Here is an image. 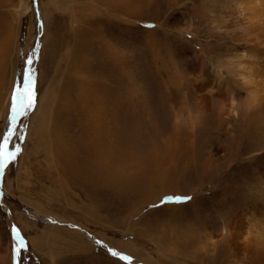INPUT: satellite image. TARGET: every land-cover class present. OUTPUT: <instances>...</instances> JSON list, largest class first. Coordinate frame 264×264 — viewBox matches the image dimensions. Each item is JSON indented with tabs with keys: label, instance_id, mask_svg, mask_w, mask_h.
<instances>
[{
	"label": "bare ground",
	"instance_id": "6f19581e",
	"mask_svg": "<svg viewBox=\"0 0 264 264\" xmlns=\"http://www.w3.org/2000/svg\"><path fill=\"white\" fill-rule=\"evenodd\" d=\"M216 1L172 0L171 5L181 7L186 21L183 27L176 29L169 26L167 21L152 19L162 14L158 0L106 1L99 16L103 47L102 90L100 92L91 85L88 91L79 94L81 108L77 109L84 113L86 127L99 126L96 128L98 142L91 150L96 153L89 152L85 146L79 149L73 142L67 144L68 154L64 159L69 168L66 170L70 176H76L75 184L81 189L101 187L102 179H111V183L115 184L112 189L114 193L120 198L125 196L127 200L129 195L143 190L146 192L157 182L152 188L159 185L163 190L157 198L151 194L143 200L138 199L139 203H132L134 215L145 212L147 217L157 218H160L158 214L161 210L170 216H181L187 206L193 208L195 218L205 213L200 204L203 189L185 186L187 183L182 189L181 183L188 182V176L197 175L195 171L198 167L201 169L197 178L206 171H212L214 179L208 186L212 194L221 195L216 198L218 202L212 200L210 206L217 217L224 216L223 211L229 216L228 221L224 222L226 235L222 238L214 225L204 222L200 223L203 230L200 235L197 224L190 222L188 230L182 235L187 250L197 243L202 244L203 237H206L205 242L211 251L199 246L200 257L214 259L218 248L226 247L221 255L222 264H264V199L261 198L264 194H258L257 200L251 199L257 187L253 182H260L264 192V0ZM19 3L17 10L22 9L24 1L19 0ZM205 18L215 26L206 24ZM123 27L126 28L124 36L118 35ZM169 27L180 35L177 38L179 42L171 38L170 30H164ZM198 30L211 34L214 39L212 43L198 45ZM131 32L142 34L144 44L143 40L137 39V44L142 45L141 52H133L132 43L118 44L121 38H130ZM188 36H192L191 39H187ZM224 50L230 51L231 55L226 56ZM134 55L140 61L144 60L147 70L139 73L140 68L130 67L131 60L136 57ZM178 56L186 62L184 69L178 67L182 65L178 63ZM129 58L131 60L128 62ZM225 58L226 62L223 61ZM171 63L176 65L173 71L168 66ZM1 72L2 67L0 76ZM230 83L236 86L235 91L230 90ZM46 98L47 92L36 112L37 117H41L38 131L42 128L45 130L42 133L52 135L50 114L43 105ZM192 105L196 107L198 116H194ZM122 108L132 115L124 124V116L119 112ZM204 119L210 123L207 128L202 123ZM166 120L167 123L174 120V125L167 127L168 124H164ZM183 122L185 126L181 125ZM141 127L144 137L136 139L135 133ZM216 131L219 136L215 134L218 138L212 140L211 134ZM203 133L204 140H201ZM147 138H161L163 146L157 145L158 149H155L158 157L162 158L160 164L157 162L158 166L148 172L142 165L132 163L135 168L133 175L126 176L124 158L130 152H136L135 148L140 143L154 146V143L143 141ZM52 139L46 143L49 149L58 145L56 135ZM243 159H251V163L238 165V161ZM257 163L258 172H262L260 179L249 182L245 179V169L253 168ZM59 169H56L57 173ZM150 174H154L155 179H150ZM235 174L242 179L241 188L231 180ZM173 178L177 181L168 182ZM238 189L248 197L244 204L234 201L236 197L233 195H242ZM168 195H191L193 198L186 204H166L162 209H153ZM164 232L168 233L166 227ZM7 242L8 235L0 220V254L7 251L4 250ZM76 246L80 248V245Z\"/></svg>",
	"mask_w": 264,
	"mask_h": 264
},
{
	"label": "rangeland",
	"instance_id": "374dc122",
	"mask_svg": "<svg viewBox=\"0 0 264 264\" xmlns=\"http://www.w3.org/2000/svg\"><path fill=\"white\" fill-rule=\"evenodd\" d=\"M23 1L22 9L17 10L19 0H0V62L4 60L0 63V69L2 67L0 76V113L1 110L2 113L0 116L3 115L0 119V144H3L4 137L12 130L14 135L9 136L5 146L6 151L16 152L19 149L15 158L0 171V220L1 226L5 228L8 235V242L4 247L7 251L0 254V264H17V261L19 264H222L221 255L226 251V247H219L216 257L207 259L200 257L201 253L198 252L202 246L211 251V247L205 242L206 237H203L202 244L197 243L192 247L194 251L192 248L187 250L182 236L190 222L197 224L200 235L203 232L200 223L203 222V224L214 225L215 231L220 232L222 238L226 235L224 222L228 221L229 216L226 211H223L224 216L217 217L212 211L213 207L210 206L212 200L217 203L219 199L216 198L221 195L212 194L208 186L209 182L214 179L212 171H206L197 178L201 169L198 167L195 171L197 175L192 174L188 176V182L186 180L181 183L182 186L187 183L188 185L185 186L190 185L196 188L199 186L203 189L200 204L206 212L196 217L197 219L191 206L184 208L181 216H170L164 210L158 214L160 218L147 217L145 212L134 215L132 203H137L138 199L143 200L151 194L153 197H158L163 191L159 185L156 187H159V190L152 188L155 183L157 185V182L147 189L148 194L143 190L140 191L141 194L138 192L129 195V200L125 196L120 198L114 193L112 189L115 184H112L111 179H102V186L94 189L91 187L81 189L76 186V176H70L69 171L66 170L69 167L64 158L68 154L67 144L71 142L79 149L85 146L89 152L94 150L93 146L98 142L96 128L99 126L93 127L94 131L93 128L86 127L84 113L77 110L81 108L78 96L88 91L91 85L100 92L102 90L103 47L99 16L109 0ZM158 1L162 14L159 17H153L154 21L158 19H161V22L167 21L174 29L185 25L186 21L182 16L181 7L172 6V0ZM214 1L217 3L216 0ZM205 19V23H208L210 27L215 26L207 18ZM125 27L118 35L124 33L123 31L127 28ZM171 27L164 28V30H170L171 38L179 42L177 38L180 35H177ZM197 33L199 34L198 45L211 44V40H214L209 33H202L199 30ZM131 34L130 38L127 36L121 38L118 44L132 43V51L141 52L142 45L137 44V39L142 41V34L140 32H131ZM191 37L188 36L187 39ZM225 54L230 56L231 52L226 50ZM29 58L32 59L30 66L27 63ZM177 59L178 63H182L178 67L184 69L185 60L180 56ZM130 60L129 58L128 62ZM138 60V56L134 57L129 65L140 68L139 73H142V70H147V67L143 59ZM223 61L226 62V58ZM168 66L173 71L176 65L171 63ZM29 67L32 69L34 78L33 106L26 111V114L16 115L13 125L11 107L14 89L17 87L23 89V76ZM151 68L154 70L152 65ZM229 88L231 91L236 90V86L232 83L229 84ZM46 92L47 98L43 105L44 110L50 114L52 135L42 133L45 131L42 128L38 131L41 117H37L36 112ZM122 98L124 100L123 96ZM191 108L194 116H198L196 107L192 105ZM119 112L124 116L122 124L132 117L131 114L125 113L124 109ZM167 121L164 123L168 124L167 127L174 125V120H171V123ZM202 123L206 128L209 127L207 124L210 123L207 119H204ZM181 125L185 126V122ZM143 134L141 127V130L135 133L136 139L143 138ZM215 134L218 135V132L211 134L212 140L218 138L219 135ZM54 135H56L58 145L51 146L49 149L46 143L51 142ZM204 136L205 133L201 140H204ZM151 140L147 138L143 141L154 143V146L140 143L135 148L136 152H130L124 158L126 176L133 175L132 171L135 170L132 167L133 164L142 165L148 172L160 164L159 160L162 158L158 157L155 149H158L157 145L163 146L161 138ZM61 145L63 146L60 150ZM250 163L251 159H243L237 164L242 166ZM258 164L253 168L245 169L247 181L260 179L262 172H258ZM58 167L60 169L57 173ZM155 177L154 174L149 175L150 179H155ZM231 180L237 182L241 188V178L235 174ZM169 181L176 182L177 179L173 178ZM80 182H82L81 179ZM253 183H256L257 187L252 192L251 199L257 200L258 194H264L263 186L260 182ZM182 189L185 187L183 186ZM238 191L240 193L241 189ZM240 194L242 195H233L236 197L234 201L244 204L248 197L242 192ZM187 196L192 200L191 195ZM167 197L174 196L168 195ZM261 198L264 199V196ZM164 200L155 205L153 209H162L166 204L182 205L191 201L164 203ZM14 226L19 230L20 238L25 243V249L21 250L19 256L15 253V248L19 247V240L14 238L12 231ZM165 227L168 233L164 232ZM55 232H58L57 235ZM58 237L59 240H57ZM188 240L194 241L192 238ZM77 244L80 248L76 246ZM109 249L131 259L122 260L119 256H113Z\"/></svg>",
	"mask_w": 264,
	"mask_h": 264
},
{
	"label": "snow or ice",
	"instance_id": "6c2138e0",
	"mask_svg": "<svg viewBox=\"0 0 264 264\" xmlns=\"http://www.w3.org/2000/svg\"><path fill=\"white\" fill-rule=\"evenodd\" d=\"M151 27V26H150ZM27 63L29 66L32 64V59L29 58ZM34 102V78L32 75V69L29 67L28 71L23 76V89L20 87L14 89L13 97H12V121L13 125L15 122L16 115H24L26 111L33 106ZM14 135V131L10 130L9 135L4 137L3 144H0V171L4 169L11 162L12 159L18 154L19 149L16 152H7L6 145L9 140V136ZM191 200L189 196H174V197H166L163 201L164 203L172 202V203H183ZM14 238L19 240V247L15 248V253L19 256L22 249H25V243L22 238H20L19 230L14 226L13 229ZM111 255L119 256L122 260H130V257H125L114 250L109 249ZM19 264V261H17Z\"/></svg>",
	"mask_w": 264,
	"mask_h": 264
}]
</instances>
